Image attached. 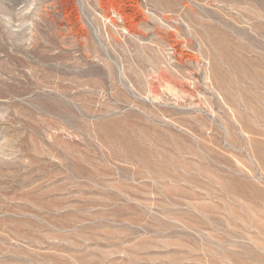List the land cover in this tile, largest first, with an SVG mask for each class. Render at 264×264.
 <instances>
[{"label":"rangeland","instance_id":"rangeland-1","mask_svg":"<svg viewBox=\"0 0 264 264\" xmlns=\"http://www.w3.org/2000/svg\"><path fill=\"white\" fill-rule=\"evenodd\" d=\"M0 264H264V0H0Z\"/></svg>","mask_w":264,"mask_h":264}]
</instances>
